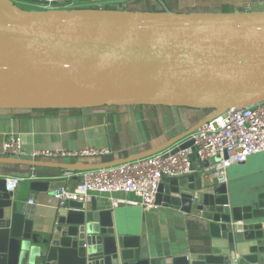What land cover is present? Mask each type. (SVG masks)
Masks as SVG:
<instances>
[{
  "label": "water",
  "instance_id": "95a60500",
  "mask_svg": "<svg viewBox=\"0 0 264 264\" xmlns=\"http://www.w3.org/2000/svg\"><path fill=\"white\" fill-rule=\"evenodd\" d=\"M74 1L79 8L29 11L0 0V109L213 111L163 151L217 112L264 101V13L178 14L162 2L165 13L139 14L86 6L105 0ZM241 176L246 190L202 175L160 185L157 206L205 222L198 252L168 256L149 250L145 224L117 223L114 209L96 198L57 201L50 229L37 227L1 178L0 264H264V158ZM65 185L37 180L32 190L55 194Z\"/></svg>",
  "mask_w": 264,
  "mask_h": 264
},
{
  "label": "crops",
  "instance_id": "0c3cea01",
  "mask_svg": "<svg viewBox=\"0 0 264 264\" xmlns=\"http://www.w3.org/2000/svg\"><path fill=\"white\" fill-rule=\"evenodd\" d=\"M231 5L223 7L212 2L180 0L174 4L165 0H105L86 5L106 11H127L139 14H162L166 10L178 14H238L264 13V0H229ZM54 4L50 11H64L71 0ZM42 4L41 2H37ZM30 5V4H27ZM36 8L35 5H31ZM37 11V10H36ZM211 112L204 110L135 105L125 107H96L60 110H9L0 109V179L20 178L21 184L13 193L20 209L33 216L35 226L50 229L53 209L57 205L54 193H37L32 184L37 180H61L65 189H76L81 178H67V174L84 172L87 168L104 166L129 160L139 155L157 152L197 127ZM18 134L27 153L34 150L80 151L88 147L108 149L111 154L97 157L37 158L3 154L5 137ZM264 158V153L251 156L244 165L228 169L227 184L233 181L236 188L246 190L249 181L242 177L244 171L252 169ZM64 189V188H61ZM59 189V190H61ZM58 190V191H59ZM98 202L115 211L117 223L124 226L146 225L149 250L160 255H181L200 250L205 222L197 217L177 210L157 206L156 211L146 212L141 206L120 205L115 207L105 197ZM134 199L133 196H128ZM34 200V205L29 201ZM90 199V200H91ZM90 200L86 201L89 202Z\"/></svg>",
  "mask_w": 264,
  "mask_h": 264
},
{
  "label": "built area",
  "instance_id": "2783aa9c",
  "mask_svg": "<svg viewBox=\"0 0 264 264\" xmlns=\"http://www.w3.org/2000/svg\"><path fill=\"white\" fill-rule=\"evenodd\" d=\"M14 1V0H12ZM22 4L41 2L43 11L55 9L59 2L68 0H18ZM66 10L80 7L74 0L64 5ZM213 113V112H212ZM211 113V114H212ZM215 113V112H214ZM210 114V115H211ZM192 145L182 146L188 142ZM3 154L37 158L97 157L107 156L108 149L88 147L80 151L34 150L27 153L22 137L11 134L5 137ZM264 153V101L250 107H237L215 113L190 136L169 148L151 156L137 158L118 165L95 168L81 173L70 172L67 178H81L76 189H61L55 193L59 206L68 200L88 201L92 197H105L115 207L120 205L141 206L146 212L156 211V198L160 185L168 179L186 176H205L219 184L227 183L228 169L241 165L257 154ZM220 157L213 165L198 169L199 163ZM6 191L15 193L21 184L20 178L6 179ZM133 196L134 199L128 198ZM30 200L29 204L34 205Z\"/></svg>",
  "mask_w": 264,
  "mask_h": 264
},
{
  "label": "rangeland",
  "instance_id": "374dc122",
  "mask_svg": "<svg viewBox=\"0 0 264 264\" xmlns=\"http://www.w3.org/2000/svg\"><path fill=\"white\" fill-rule=\"evenodd\" d=\"M14 3H15L16 5H18V6H20L21 8L26 9V10H29V11H33V10H41V11H43V10H42V7H39V5H42V4H38L36 1L28 2V4H30V5L22 4V2H20V1H18V0H14ZM64 3H66V2H62V4H64ZM31 5H35L36 8H34V7L31 6ZM89 8L94 9V10H95V9H99V8H97V7H95V6H89ZM248 186H249V185H248Z\"/></svg>",
  "mask_w": 264,
  "mask_h": 264
},
{
  "label": "trees",
  "instance_id": "16d2710c",
  "mask_svg": "<svg viewBox=\"0 0 264 264\" xmlns=\"http://www.w3.org/2000/svg\"><path fill=\"white\" fill-rule=\"evenodd\" d=\"M166 1V0H165ZM237 1H242V0H237ZM167 3H170V4H174L176 3V1H166ZM214 4H218L220 6H223V7H229L231 5V2L230 1H226V0H216V1H213ZM20 7V6H19ZM23 9V8H22ZM26 10V9H24ZM204 14H211V13H208V12H205ZM200 110V109H199ZM206 112H213L212 110H204Z\"/></svg>",
  "mask_w": 264,
  "mask_h": 264
}]
</instances>
